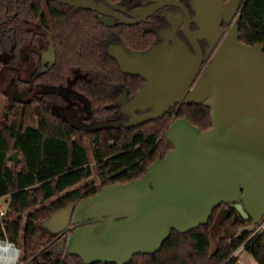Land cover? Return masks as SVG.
Here are the masks:
<instances>
[{"label": "water", "instance_id": "obj_1", "mask_svg": "<svg viewBox=\"0 0 264 264\" xmlns=\"http://www.w3.org/2000/svg\"><path fill=\"white\" fill-rule=\"evenodd\" d=\"M53 1L101 15L121 9L95 0ZM244 3L191 0L199 29L187 30V35L196 52L174 34L146 51L130 49L121 41L109 44L108 52L121 70L145 82L131 98L123 89L119 112L128 119L81 128L89 132L131 128L160 119L183 104L209 107L212 126L202 130L187 117L176 118L166 132L173 148L165 158L158 157L147 174L104 185L44 220L41 226L60 238L59 251L76 254L85 264H128L137 254L159 251L172 231L186 233L206 224L222 204L251 220L236 237L252 232L264 219V44L242 42L235 22L197 79L203 57L195 36L220 37L221 24L230 22V11H240ZM9 160L17 166L22 159L15 151Z\"/></svg>", "mask_w": 264, "mask_h": 264}, {"label": "trees", "instance_id": "obj_2", "mask_svg": "<svg viewBox=\"0 0 264 264\" xmlns=\"http://www.w3.org/2000/svg\"><path fill=\"white\" fill-rule=\"evenodd\" d=\"M242 1L240 40L252 46L264 44V0ZM46 17L60 46L59 80L66 84L70 76L75 77L74 87L90 103L93 122L118 119L122 88L133 96L145 79L124 73L109 54L108 43L118 39L130 49L146 51L155 41L138 27H109L91 9L52 0H0V50L14 48L21 55L33 40V27L42 25ZM61 104L54 92L44 93L29 102L10 103L0 121V196L9 201L7 218H0V240L22 249L18 264H85L80 256L59 251L60 238L41 223L104 185L147 174L149 166L173 148L166 132L176 118L187 117L202 130L212 126L209 107L177 105L162 118L139 126L86 134L89 150L81 139L85 133L55 112ZM15 151L22 159L17 166L9 160ZM93 173L99 185L87 181L79 186ZM250 223L230 204H222L206 224L186 233L172 231L159 251L137 254L128 264H224L250 236L236 237ZM247 249L264 264V231L254 236Z\"/></svg>", "mask_w": 264, "mask_h": 264}, {"label": "flooded vegetation", "instance_id": "obj_3", "mask_svg": "<svg viewBox=\"0 0 264 264\" xmlns=\"http://www.w3.org/2000/svg\"><path fill=\"white\" fill-rule=\"evenodd\" d=\"M95 1L112 3L107 0ZM115 4L121 9H114L109 15H101L93 10L96 12L98 20L109 27L120 25L138 27L151 36L155 43L166 40L174 34L184 40L191 51L196 52L195 43L187 35V30L194 32L199 29L194 20L195 11L192 8L191 0H122ZM149 7H157V9L145 15L138 13ZM230 13H232L230 22L226 23L224 20L221 24L223 34L218 36L219 38L214 35L203 38L195 36V42L200 47L203 57L197 79L211 62L230 27L238 21L240 11L237 9L234 13L232 11ZM102 17L113 19V25L103 22ZM114 41L119 40H110L108 46ZM16 51L14 48L7 51L0 50V80L10 81L4 89L9 102H29L35 96L41 97L44 93L54 92L58 100L62 102L55 108V112L74 125L76 129L83 131L85 135L90 133L81 127H92L98 122L91 120L90 103L82 93L75 89L73 84L75 77L70 76L66 84L57 77L56 68L61 65L60 46L49 18L46 17L42 25L39 23L33 27V40L25 46L22 54L20 55ZM124 88L127 87L124 86L122 91ZM127 94L129 98L135 95L130 96L128 89ZM11 98L18 100L11 102ZM118 114L119 117L116 120L128 119V116L120 113L119 110Z\"/></svg>", "mask_w": 264, "mask_h": 264}, {"label": "built area", "instance_id": "obj_4", "mask_svg": "<svg viewBox=\"0 0 264 264\" xmlns=\"http://www.w3.org/2000/svg\"><path fill=\"white\" fill-rule=\"evenodd\" d=\"M8 210L9 201L7 196H0V218H7L6 215ZM261 231H264V219L258 225H256L255 229L250 233V236L234 249L226 262L230 261L232 264H249L246 260V255L250 254L248 252L247 246L252 241L254 236ZM5 243H10V241L0 240V264H18L19 249L12 244L18 250L16 257H14L13 253L11 254Z\"/></svg>", "mask_w": 264, "mask_h": 264}, {"label": "rangeland", "instance_id": "obj_5", "mask_svg": "<svg viewBox=\"0 0 264 264\" xmlns=\"http://www.w3.org/2000/svg\"><path fill=\"white\" fill-rule=\"evenodd\" d=\"M8 82H10V81H8ZM8 82L6 80L5 81L2 80V79L0 80V86L3 89V92L0 94V121L3 120V118L6 116L7 106L10 104L8 96L4 93V89L6 88V84ZM81 139L84 142V144L87 145V147L90 150V137L88 135H82ZM92 166H93V168L95 170L94 164ZM87 181H89V182L90 181H95L96 184H98V185L100 184V182H99V180H98V178L96 176V173H93L91 178L81 182L79 184V186H82ZM219 234L220 233H218V235ZM18 249H19V261H20V255L22 254V249L21 248H18ZM246 260L248 261L249 264H260L251 254H247L246 255ZM226 263H224V264H226Z\"/></svg>", "mask_w": 264, "mask_h": 264}, {"label": "bare ground", "instance_id": "obj_6", "mask_svg": "<svg viewBox=\"0 0 264 264\" xmlns=\"http://www.w3.org/2000/svg\"><path fill=\"white\" fill-rule=\"evenodd\" d=\"M5 245L9 248L11 254L13 253V256L16 257L18 250L10 243H5Z\"/></svg>", "mask_w": 264, "mask_h": 264}]
</instances>
